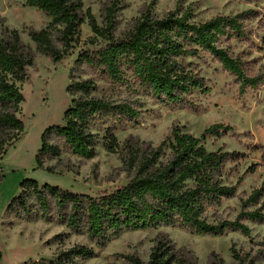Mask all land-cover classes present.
<instances>
[{
  "label": "trees",
  "instance_id": "trees-1",
  "mask_svg": "<svg viewBox=\"0 0 264 264\" xmlns=\"http://www.w3.org/2000/svg\"><path fill=\"white\" fill-rule=\"evenodd\" d=\"M51 20L41 29L30 27L28 36L35 53L60 62L79 42L80 28L88 21L92 43L80 51L70 69L66 88L72 97L61 124H52L41 135L36 165L53 172L51 159L63 152L90 159L100 146L112 151L118 145L116 130L140 124L150 98L171 110L182 107L200 112L202 98L212 87L202 74L207 56L234 76L241 93L264 83V73H252L250 61L234 54L232 38L251 34L247 21L252 10L196 19L194 10L177 7L158 15L152 4L137 17L127 32L117 34V13L122 0H108L100 25L84 0H24ZM16 28L0 22V132H10L0 150L13 144L24 130L16 110L24 100L17 82L29 78L34 56ZM233 128L223 123L207 127L200 136L175 125L157 145L131 151L126 184L97 194L77 192L52 183L24 178L21 190L7 205V212L27 221L55 222L67 234L86 236L87 244L61 249L52 258L41 257L26 264H78L98 256L100 249L129 230L171 226L194 234L223 235L237 231L251 237V223H264V182L242 199L234 219L211 217L224 199L236 196L243 181L232 180L243 154L209 150L204 141L221 137ZM6 144V147L4 146ZM263 150L264 146H258ZM254 170L253 167L250 168ZM58 234L55 238L63 235ZM238 264H256L232 246ZM211 264H222L212 253ZM0 250V264L2 258ZM120 264H194L168 239L160 238L145 259L140 254H118Z\"/></svg>",
  "mask_w": 264,
  "mask_h": 264
},
{
  "label": "rangeland",
  "instance_id": "rangeland-1",
  "mask_svg": "<svg viewBox=\"0 0 264 264\" xmlns=\"http://www.w3.org/2000/svg\"><path fill=\"white\" fill-rule=\"evenodd\" d=\"M153 2V4H152ZM97 22L102 25L108 0H84ZM124 7L117 13V34L132 28L141 12L152 4L158 15L177 7H191L196 19H208L219 14H236L252 10L247 21L251 34L244 38H232L234 54L250 61L252 73H264V0H122ZM51 19L40 10L24 4V0H0V22L19 30L23 42L33 53L34 63L29 67V78L17 82L24 100L16 114L25 128L17 140L0 150V250L2 264H26L41 257L52 258L61 249L75 244H87L84 235L67 234L64 225L38 219L27 221L21 216L7 212V205L20 190L24 178H35L40 183H52L77 192L97 194L114 190L129 179L128 161L131 151L145 149L147 145L159 144L175 125L185 126L196 136L212 124L223 123L233 128L221 137L204 141L209 150L239 151L243 154L238 169L231 177L236 181L243 175L236 196L224 199L211 211V217L234 219L241 210L242 199L264 182V83L238 90L234 76L222 65L207 56L202 74L209 80L211 92L202 98L203 109L195 112L187 108L169 109L146 98L149 110L140 124L118 128L117 147L109 151L98 148L97 155L90 159L80 158L69 151L60 158L51 159L54 171L48 172L36 165V153L41 146V135L46 127L64 122L63 116L72 97L66 91L71 82L70 69L80 51L94 48L102 43H92L93 32L86 20L80 28V39L71 54L60 62L35 53V44L28 36L30 27L44 28ZM10 132H0L1 141ZM1 145V144H0ZM254 170L251 171L250 168ZM251 237L237 231L212 236L194 234L186 229L162 226L144 230H129L111 240L100 249L95 258L78 260V264H120L118 254L136 252L147 258L158 239L170 240L176 249L187 254L194 264H211L212 253L222 264H238L231 248L234 246L242 256L249 255L256 264H264V223H251ZM63 235L55 238L58 234Z\"/></svg>",
  "mask_w": 264,
  "mask_h": 264
}]
</instances>
